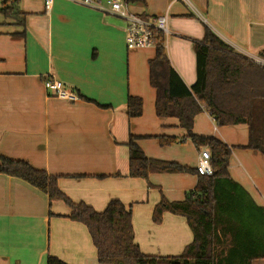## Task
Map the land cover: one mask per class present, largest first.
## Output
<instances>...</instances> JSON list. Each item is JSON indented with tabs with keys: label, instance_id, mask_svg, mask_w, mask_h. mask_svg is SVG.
<instances>
[{
	"label": "crops",
	"instance_id": "obj_1",
	"mask_svg": "<svg viewBox=\"0 0 264 264\" xmlns=\"http://www.w3.org/2000/svg\"><path fill=\"white\" fill-rule=\"evenodd\" d=\"M19 7L23 23L0 14V153L57 176L72 201L99 212L111 200H121L132 207L135 240L145 254H181L193 241L187 219L167 212L155 225L151 213L162 197L159 189L171 201L184 200L199 182L197 170L150 175L159 189L129 176L131 135L142 147L146 136L187 135L178 119L156 114L148 74L156 48L129 49L121 17L78 0H55L50 11L43 0H20ZM129 9L168 15L167 52L189 87L197 79L195 44L206 27L264 65V0H144L129 3ZM47 78L73 88L80 99L54 96L45 88ZM130 96L143 99L140 117L127 114ZM193 132L233 148L232 182L220 184L217 193L220 208L232 210L235 219L225 220L218 249L234 246L238 260L245 261L252 253L264 254V213L258 212L264 208V154L242 147L249 141L248 126L219 127L204 111L196 116ZM180 140L175 148L156 144L147 155L196 169L200 150L208 146H196L194 153L183 144L188 140ZM70 213L65 202H50L29 182L0 174V264H47L48 255L67 264H102L87 226L70 219ZM251 261L264 264V258Z\"/></svg>",
	"mask_w": 264,
	"mask_h": 264
},
{
	"label": "trees",
	"instance_id": "obj_2",
	"mask_svg": "<svg viewBox=\"0 0 264 264\" xmlns=\"http://www.w3.org/2000/svg\"><path fill=\"white\" fill-rule=\"evenodd\" d=\"M20 0H4L0 14L17 23L24 22L19 7ZM143 2L144 0H127ZM156 54L149 61V80L156 91L155 111L160 118H176L192 142L208 146L212 155L214 175H199L194 190L186 193L181 201H169L165 197L155 205L152 220L160 224L165 213L183 216L193 233V241L179 255L145 254L135 240L133 211L121 200L109 202L99 212L85 202L72 201L58 186V177L33 167L24 160L13 159L0 153V174L19 177L48 194L50 202L61 200L71 209L68 215L73 221L85 224L97 249V259L102 264H252L253 259L264 258L257 252L249 255V261L238 260L239 249H218L225 220L233 221L232 210L220 208L218 186L232 182L229 164L232 147L213 136L193 132L195 118L202 112L211 115L219 127L246 124L248 144L244 148L264 154V65L237 52L209 27L202 41L197 42V79L188 86L173 67L167 52L164 34H156ZM129 118L143 114V99L130 96L127 104ZM131 135L129 147V176L149 180L154 173H194L196 169L175 161H165L145 154ZM160 144L171 145L175 136H159ZM150 185V184H149ZM222 205V204H221ZM228 211V214H226ZM258 212L264 213L259 207ZM239 220H236V222ZM224 222V223H223ZM224 229V228H223ZM221 230V232H220ZM240 231V230H239ZM224 242V241H223ZM222 242V243H223ZM225 253L227 254L225 256ZM47 264H67L62 259L48 255Z\"/></svg>",
	"mask_w": 264,
	"mask_h": 264
},
{
	"label": "built area",
	"instance_id": "obj_3",
	"mask_svg": "<svg viewBox=\"0 0 264 264\" xmlns=\"http://www.w3.org/2000/svg\"><path fill=\"white\" fill-rule=\"evenodd\" d=\"M4 0H0V7ZM46 11H50L55 0H43ZM88 8L101 13H111L121 17L126 23V43L129 49L157 48L156 34H164L166 40L171 33L168 24V15L145 16L132 12L127 0H78ZM250 60L262 64V60L256 56H246ZM263 65V64H262ZM45 88L54 96L76 102L80 99L79 94L63 82L47 78L44 82ZM212 155L208 147L202 148L198 155L197 173L202 176L212 177L214 168L212 166Z\"/></svg>",
	"mask_w": 264,
	"mask_h": 264
},
{
	"label": "rangeland",
	"instance_id": "obj_4",
	"mask_svg": "<svg viewBox=\"0 0 264 264\" xmlns=\"http://www.w3.org/2000/svg\"><path fill=\"white\" fill-rule=\"evenodd\" d=\"M2 17V16H1ZM3 18V17H2ZM7 19H10V17H7ZM149 74V73H148ZM149 82H150V80H149ZM149 85H150V83H149ZM151 86V85H150ZM201 128L202 129H206V125H202L201 126ZM195 132V131H194ZM206 136V135H205ZM146 138H148V139H144V140H146V141H143V147H142V149L144 150V152H145V154L147 155H149V154H151L152 153V148H153V146L155 147V146H157V145H161L160 144V139H159V135H156V136H146ZM151 139H154V140H151ZM180 139H184V140H188L186 143H183L184 145H187V146H190L192 149H193V151H194V153H196L197 152V147H196V145L192 142V140H190L189 138H187V137H185V136H178L177 137V141L175 142V143H173V144H171V145H167V146H163V145H161V146H163V147H171V146H174V148L177 146V145H181L182 143L180 142L181 140ZM190 140V141H189ZM153 141H155V142H157V143H155V142H153ZM157 144V145H156ZM160 146V148H163V147H161ZM161 151H163V153H165L164 152V149H161ZM147 155V156H148ZM150 157V156H149ZM153 158H155V157H153ZM157 159H160V158H157ZM187 159H191V156H188V158ZM161 160H163V159H161ZM165 161H169V160H165ZM175 162H178V161H175ZM178 163H180V164H183V165H187V166H189V167H193L191 164H184V163H181V162H178ZM197 163H198V157H197ZM196 167H197V165H196ZM154 174H158V173H154ZM184 174V173H183ZM185 174H187V173H185ZM189 174V173H188ZM152 175V174H151ZM148 182H149V184H150V186H151V188H153V189H159V185H157V184H155V183H153L152 181H150V177H149V180H148ZM159 191H160V193L162 194V197H165L166 199H168L165 195H164V193L162 192V190L161 189H159ZM161 197V198H162ZM161 200V199H160ZM159 200V201H160ZM169 200V199H168ZM158 201V202H159ZM169 201H171V200H169ZM181 201V200H180ZM156 205V204H155ZM155 207V206H154ZM153 210H154V208H153ZM153 210H152V213H151V219H152V214H153ZM153 222V221H152ZM154 223V222H153ZM155 225H157V223H154Z\"/></svg>",
	"mask_w": 264,
	"mask_h": 264
}]
</instances>
